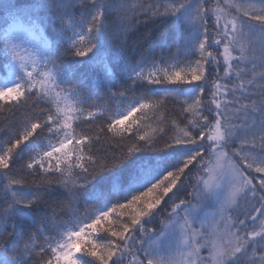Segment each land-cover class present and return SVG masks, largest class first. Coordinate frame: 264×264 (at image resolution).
I'll return each instance as SVG.
<instances>
[{
	"label": "snow or ice",
	"instance_id": "obj_1",
	"mask_svg": "<svg viewBox=\"0 0 264 264\" xmlns=\"http://www.w3.org/2000/svg\"><path fill=\"white\" fill-rule=\"evenodd\" d=\"M0 15V102L24 116L0 140V264H264V0ZM141 18L175 51L130 56Z\"/></svg>",
	"mask_w": 264,
	"mask_h": 264
},
{
	"label": "trees",
	"instance_id": "obj_2",
	"mask_svg": "<svg viewBox=\"0 0 264 264\" xmlns=\"http://www.w3.org/2000/svg\"><path fill=\"white\" fill-rule=\"evenodd\" d=\"M21 4L26 3L27 0H19ZM130 3H139L141 0H129ZM111 24L112 21H109ZM6 27L5 19L3 15H0V29H3ZM159 32L160 28L158 25L152 23L151 21L145 22L143 18H141L138 22L134 23L132 27L128 30L127 34V42H128V48H129V55L134 56L136 59L140 58V55H150V56H156L159 57L161 54L168 55L169 48H171L172 51H175V48L173 46V43L170 42H164L162 43L159 39ZM149 37H151V43L149 44ZM153 88H164V87H170L174 88L177 87L176 85H154L149 86ZM96 95L105 96L104 93H96L94 91V98ZM137 96L141 95V92L136 93ZM99 104H103L104 100L97 101ZM176 109V111H179V105L174 104L171 101H169V109ZM31 115V113H28ZM168 114V113H166ZM174 118L175 112L172 113ZM24 119V116L19 113L12 110H9V104L0 102V140L7 139L8 133H15L16 131L20 130L22 127V121ZM97 123H102L101 121H97ZM155 126V125H154ZM109 154H118V152L115 149H110ZM183 179V178H182ZM60 191L56 190H50L48 195V199L50 201H58L64 199V197L61 195ZM181 198H184L183 195ZM250 208V205H248ZM155 225H146V227H154ZM98 235H102V233H98Z\"/></svg>",
	"mask_w": 264,
	"mask_h": 264
},
{
	"label": "rangeland",
	"instance_id": "obj_3",
	"mask_svg": "<svg viewBox=\"0 0 264 264\" xmlns=\"http://www.w3.org/2000/svg\"><path fill=\"white\" fill-rule=\"evenodd\" d=\"M209 210H212V209H209Z\"/></svg>",
	"mask_w": 264,
	"mask_h": 264
}]
</instances>
